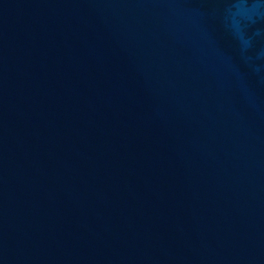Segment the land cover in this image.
<instances>
[{"label": "water", "instance_id": "water-1", "mask_svg": "<svg viewBox=\"0 0 264 264\" xmlns=\"http://www.w3.org/2000/svg\"><path fill=\"white\" fill-rule=\"evenodd\" d=\"M0 264H264V0H0Z\"/></svg>", "mask_w": 264, "mask_h": 264}]
</instances>
